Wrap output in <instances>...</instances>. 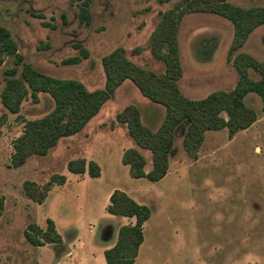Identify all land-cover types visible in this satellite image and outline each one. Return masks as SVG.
I'll return each mask as SVG.
<instances>
[{"label":"rangeland","instance_id":"rangeland-1","mask_svg":"<svg viewBox=\"0 0 264 264\" xmlns=\"http://www.w3.org/2000/svg\"><path fill=\"white\" fill-rule=\"evenodd\" d=\"M179 1L92 0L86 25L74 0H0V26L10 33L25 64L54 78L79 81L93 91L104 87L102 58L117 48L124 49L134 63L157 74L164 72L163 64L150 54V37L161 15ZM226 1L241 8L264 6V0ZM232 32L231 22L220 16H184L178 31L183 70L178 86L185 97L201 100L234 88L238 74L227 60ZM76 45L88 57L64 64L80 57ZM240 52L264 61V27ZM13 66L14 56L0 64V94L4 71ZM245 103L257 114L249 129L232 138L225 129L208 132L196 159L186 154L178 134L168 174L152 183L132 179L122 164L124 152L136 145L115 115L134 105L142 122L155 130L164 111L144 99L129 81L82 132L61 139L46 156H33L18 169L10 166V156L22 133V120L43 117L53 102L46 94H39L37 103L28 97L17 115L0 102V196L4 198L0 264H106L103 252L114 245L119 228L134 224V219L107 213L109 196L116 189L151 210L134 264H264V108L254 94ZM141 152L148 172L151 154ZM76 159L95 162L100 176L69 173L67 163ZM54 174L65 176V183L51 185L40 203L25 196L24 182L42 187ZM47 219L53 221L59 242L30 245L24 231L30 224L45 231Z\"/></svg>","mask_w":264,"mask_h":264},{"label":"trees","instance_id":"trees-1","mask_svg":"<svg viewBox=\"0 0 264 264\" xmlns=\"http://www.w3.org/2000/svg\"><path fill=\"white\" fill-rule=\"evenodd\" d=\"M74 1L79 7L80 21L89 25L91 15L88 8L92 0ZM165 1L159 0L161 3ZM191 13L220 16L230 21L233 29L227 60L238 74L237 82L232 90L215 91L201 100L185 97L178 86L183 74L178 31L184 16ZM260 27H264V6L241 8L226 0H181L161 15L150 37V54L163 64V73L157 74L134 63L127 58L124 49L117 48L102 58L104 87L89 91L79 81L54 78L25 64L23 57L17 54L10 33L0 26V64L6 57L14 56V66L4 71L5 85L0 94L2 106L10 114L17 115L28 97L37 103L39 94H46L53 102V108L43 117L22 120V133L12 144L10 166L21 168L33 156H46L61 139L82 132L122 84L129 81L144 99L162 107L164 115L155 130L142 122L140 111L134 105H127L115 115L116 122L126 127L136 145V148L124 152L121 162L128 167L132 179L159 182L168 174L178 134L182 136L186 154L196 159L208 132L225 129L232 138L249 129L257 120L256 112L246 105L245 99L254 94L264 108V61L240 50ZM75 47L80 57L68 59L64 64H77L88 57L85 49L79 45ZM251 73L257 78H252ZM141 150L151 154L148 172L145 171L147 159ZM66 168L71 174L87 173L90 178L100 176L98 165L85 159L69 161ZM64 183L65 176L54 174L42 187L34 182H24L23 191L28 199L40 203L50 192L51 185ZM108 200L106 211L109 215L134 219V224L119 228L114 245L103 252L106 264H134L144 242L143 227L151 217V210L117 189ZM3 211L4 198L0 196V216ZM46 223L45 231L35 224L28 225L24 238L30 245L43 247L59 242L53 221L47 219Z\"/></svg>","mask_w":264,"mask_h":264},{"label":"crops","instance_id":"crops-1","mask_svg":"<svg viewBox=\"0 0 264 264\" xmlns=\"http://www.w3.org/2000/svg\"><path fill=\"white\" fill-rule=\"evenodd\" d=\"M260 28H262V27H260ZM260 28H258L257 30H259ZM257 30H255L254 32H257ZM254 32L252 33L251 36H253ZM251 36H250V38H251ZM250 38H249V40H250ZM249 40H248V41H249ZM88 124H89V123H88ZM169 164H170V163H169Z\"/></svg>","mask_w":264,"mask_h":264}]
</instances>
